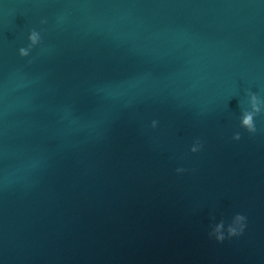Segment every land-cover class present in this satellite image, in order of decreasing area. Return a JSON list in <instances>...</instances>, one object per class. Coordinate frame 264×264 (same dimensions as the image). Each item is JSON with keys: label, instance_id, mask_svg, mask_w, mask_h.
Wrapping results in <instances>:
<instances>
[{"label": "water", "instance_id": "1", "mask_svg": "<svg viewBox=\"0 0 264 264\" xmlns=\"http://www.w3.org/2000/svg\"><path fill=\"white\" fill-rule=\"evenodd\" d=\"M250 94L264 0H0V264H264Z\"/></svg>", "mask_w": 264, "mask_h": 264}, {"label": "clouds", "instance_id": "2", "mask_svg": "<svg viewBox=\"0 0 264 264\" xmlns=\"http://www.w3.org/2000/svg\"><path fill=\"white\" fill-rule=\"evenodd\" d=\"M43 23V21H42ZM28 47L27 48H20L19 49V55L21 57L28 56L29 50L37 45L40 41V34L37 31H31L28 36ZM249 106L250 110H245L242 112L241 118H240V127L246 129L249 133L255 132V125H254V116L262 111V108H264V105L261 104V102L258 100L257 96L255 94L249 95ZM156 126V121L152 122V127ZM234 140L240 139V134L235 133L233 136ZM198 144H194L192 148L190 149L192 152L198 151ZM176 171L182 172L184 169L178 168ZM245 217L243 215L237 214L234 216L232 222L225 228L223 221L216 224L211 232L209 233L210 236L214 237L217 242H222L225 239V232L227 233L228 237L237 236L239 235L245 225H244Z\"/></svg>", "mask_w": 264, "mask_h": 264}]
</instances>
